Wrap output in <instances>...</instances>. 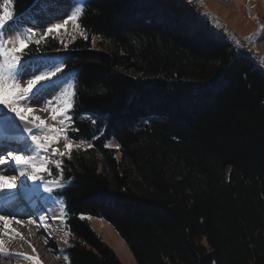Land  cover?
Instances as JSON below:
<instances>
[{
    "label": "trees",
    "instance_id": "1",
    "mask_svg": "<svg viewBox=\"0 0 264 264\" xmlns=\"http://www.w3.org/2000/svg\"><path fill=\"white\" fill-rule=\"evenodd\" d=\"M210 19L187 0H90L88 40L48 53L78 80L69 137L94 145L64 159L67 264H122L89 217L137 264H264V69Z\"/></svg>",
    "mask_w": 264,
    "mask_h": 264
},
{
    "label": "snow or ice",
    "instance_id": "2",
    "mask_svg": "<svg viewBox=\"0 0 264 264\" xmlns=\"http://www.w3.org/2000/svg\"><path fill=\"white\" fill-rule=\"evenodd\" d=\"M13 0H4L0 7V130H12L11 133L3 131L0 134V166H7L6 169L0 168V195L13 193V190L25 189L30 187L31 181L37 188L42 187L43 192L47 193L48 199H58L57 194L66 187L64 176V159H72L73 152L87 151L94 145L89 142L87 147H83L85 140L74 143L70 139L69 132H79V128L73 127V112L76 105L78 80L75 76L64 79L66 62L59 64H42L29 71L28 62L23 58L27 55L26 49L31 44L37 46L36 51H40V46L47 43L49 38L56 39L65 49L68 44L60 38L59 30L71 22L73 29L79 32L84 40H88V32L82 24V17L90 5V0H75L69 15L62 23H51L47 26L42 35L37 38L35 26L19 30L20 20L14 18V8L10 7ZM12 23L9 24L8 22ZM264 32V26H262ZM8 32H15V35L5 38ZM76 37H73L75 40ZM95 41V37L93 38ZM239 44V41H237ZM259 66V65H258ZM28 75L31 78L24 83L21 81ZM63 86V87H62ZM58 88H62L58 97L46 100L41 112H48L51 120L56 121L59 127H53L34 115L31 104L39 103L50 93ZM7 109V112L4 111ZM9 113L14 114L10 116ZM95 125L97 120L88 117ZM20 123L17 124L16 121ZM103 130L100 135L102 136ZM99 137L92 136V140ZM60 140L64 141L63 151L51 147ZM109 147V145H105ZM119 148V145L115 146ZM51 148V151L49 149ZM6 151V155L3 153ZM55 169V174L53 173ZM11 173V174H8ZM19 182V184H18ZM71 179H68V183ZM61 214L59 219L65 218V205L60 201ZM84 217L81 216V219ZM13 220L20 224L15 215L0 214V222H3V229H0V236L16 239L23 237L15 229L10 228ZM29 225L32 220L27 222ZM40 223L47 230L46 218L40 217ZM70 231L65 232L63 243L69 245L68 237ZM47 244V240H45ZM35 251V249H33ZM63 254V253H62ZM23 258L39 264L33 256H26L23 253H10L7 242L0 239V258ZM66 262L69 261L67 255H63Z\"/></svg>",
    "mask_w": 264,
    "mask_h": 264
},
{
    "label": "rangeland",
    "instance_id": "3",
    "mask_svg": "<svg viewBox=\"0 0 264 264\" xmlns=\"http://www.w3.org/2000/svg\"><path fill=\"white\" fill-rule=\"evenodd\" d=\"M187 1L195 3L202 13L210 14V23L221 27L227 39L233 38V47L237 53H252L253 59H256L264 69V32L261 30L262 26H264V0ZM74 2L75 0H37L36 3L24 13L14 16V18L21 21L19 24V30L21 32L28 27L35 26L37 38H39V35L43 34L45 28L49 26V24L63 22V19L70 14ZM3 3L4 0H0V7L3 6ZM10 7H12V5ZM8 23L11 24L12 22L9 21ZM77 32V30L73 29L71 22H69L65 28L59 30V35L60 38L68 44L73 40V37L77 35ZM12 35H15V32H8L5 38ZM237 41H239V44H237ZM51 42L48 48L43 47L41 51L34 53V55L39 53L37 57L27 60V62H29V70L32 71L35 67L42 64L50 66L64 62L60 57H54L56 52H60L64 49L63 45L56 39H51ZM93 42L95 43V41ZM50 52L55 53H53V55L48 54ZM70 76L71 75L65 73L64 79H68ZM61 90L62 88H58L53 92L59 95ZM5 110L7 112V109ZM51 123H49L51 126L59 127L56 122L51 121ZM63 145L64 141L60 140L51 147L63 151ZM107 145H109V147H115L117 143L111 140ZM49 151H51V148ZM53 173L55 174V169H53ZM59 201L60 200H58V202ZM58 207L60 208V205H58ZM88 220L91 229L114 251L122 264H137L127 243L119 236L110 223L98 217H89ZM61 222L65 234V232H67V226L64 220H61ZM67 246L68 245H64L63 255H65ZM57 264H59V262H57ZM60 264L64 263L60 261ZM65 264H67V262Z\"/></svg>",
    "mask_w": 264,
    "mask_h": 264
},
{
    "label": "bare ground",
    "instance_id": "4",
    "mask_svg": "<svg viewBox=\"0 0 264 264\" xmlns=\"http://www.w3.org/2000/svg\"><path fill=\"white\" fill-rule=\"evenodd\" d=\"M29 58H31L30 55L25 56L23 59L27 61ZM29 78L31 77L26 75L21 82L24 83ZM54 96L58 97L59 95L52 92L44 99L40 100L39 103L30 105V107L35 110L33 114L40 116V118L45 120L48 124L53 121L51 120L50 114L48 112H41L39 109L43 108L46 100H51ZM4 111L6 112L5 109ZM9 115L14 116L12 113H9ZM2 132L3 131H0V134H2ZM8 132L11 133L10 131ZM3 154L6 155V151ZM0 168L6 169L7 166H0ZM28 185L30 187L24 190H29V195L33 198L37 207V212L35 213L36 221L32 220L30 213L25 210L24 206H21L23 197L14 195L13 193L0 195V214L9 215L10 219L12 215H15L16 219L21 221L20 224H17L15 220H13L10 228L19 232L23 240L19 237L16 239H9L3 236H0V239L6 240L10 253L18 252L26 256H33L39 261V264H57V262L60 264V261L65 264L66 261L62 254L65 245L63 243L64 229L62 228L61 219H59L61 209L58 207L60 201L58 202L59 199H48V194L43 192L42 187L37 188L31 181H28ZM28 205L31 206V204ZM41 216L46 218L47 230H45L44 225L40 223ZM29 220L33 221L31 225L27 223ZM0 229H3V222H0ZM45 240H47V244ZM33 249H35V251H33ZM0 264H33V261L25 260L22 257L12 259L0 258Z\"/></svg>",
    "mask_w": 264,
    "mask_h": 264
},
{
    "label": "water",
    "instance_id": "5",
    "mask_svg": "<svg viewBox=\"0 0 264 264\" xmlns=\"http://www.w3.org/2000/svg\"><path fill=\"white\" fill-rule=\"evenodd\" d=\"M17 122H19V121L17 120Z\"/></svg>",
    "mask_w": 264,
    "mask_h": 264
}]
</instances>
